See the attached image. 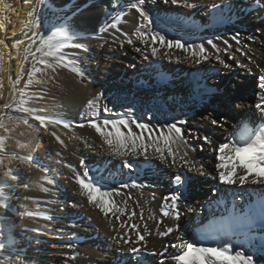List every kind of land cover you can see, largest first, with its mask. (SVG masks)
I'll list each match as a JSON object with an SVG mask.
<instances>
[{
	"label": "bare ground",
	"instance_id": "6f19581e",
	"mask_svg": "<svg viewBox=\"0 0 264 264\" xmlns=\"http://www.w3.org/2000/svg\"><path fill=\"white\" fill-rule=\"evenodd\" d=\"M132 2L135 0H47V7L42 9L45 16L59 14L70 19V29L77 34L70 43L83 47H66L63 51L84 76L67 68H57L55 72L47 69L32 77L43 83L25 88L33 66L43 67L29 55L32 65L24 83L17 84L29 43L27 14L37 0H0V5L8 6L0 14L5 20L0 37H5L9 45L6 70H0V105L23 99L26 107L34 108L35 115L44 116L47 122L44 128L33 114L0 108V138L5 145L0 152V199L8 205L0 208V243L6 245L0 249V264H134L135 258L129 259L131 254L127 252L133 245L117 242L126 233L135 240V232L127 226L122 228V223L140 225L142 234L147 224L150 235L146 237L144 264H160L161 260L175 264L171 256L180 252L181 241L177 237L182 233L186 239L199 238L212 246L219 242L214 234L229 228L236 230L233 242L243 243L254 259L259 258L264 264L260 247L264 229L255 227L249 233L239 222L241 216L249 213H254L259 222L264 185L222 184L215 151L229 133L264 124V113L255 108L261 91L260 76L264 75V0H179L176 5L148 0L145 10L153 19L155 30L168 39L204 43L213 54L210 61L200 65L191 57L186 60L188 54L175 48L168 50L171 61L163 59L166 49L152 57L150 49L135 34L138 28L145 29L141 28L139 14L128 6ZM212 5L218 7L213 9ZM77 9L78 14H74ZM114 21L117 28L109 27ZM237 33L239 44L232 40ZM217 36L222 39L216 40ZM208 39L220 47L224 65L214 59L215 51L207 45ZM225 39L231 45L229 53L224 52ZM17 40L23 43L13 47ZM30 52H36V48H30ZM231 54H235L240 65L228 59ZM36 55L39 57L40 53ZM144 55L149 59H143ZM193 70L198 73L196 78ZM160 79L169 84L159 83ZM13 90L14 95L10 94ZM89 100L94 101L92 108ZM105 106L113 112H104ZM128 109L132 110L131 115L153 126L187 120L181 126L186 145L180 155L187 151L189 164L195 169L188 173V191L186 199L179 201L178 221L163 217L160 209L165 197L175 190L171 182L174 175L186 168L179 163L169 167L152 150L147 161L144 157L113 156L87 123L94 113L101 120L119 119L127 115ZM131 115L127 118L131 119ZM212 119L220 123L213 125ZM58 120L62 122L57 123ZM64 123L69 127H64ZM188 129L208 136L211 143L190 135ZM133 130L139 131L135 126ZM29 156L31 163L18 158ZM81 159L94 175L103 177L101 182L106 188L129 185L114 200L121 208L127 201L126 211H135L131 219L121 213L106 216L87 202L73 179L82 172ZM124 159L132 161L134 167H122ZM201 167L203 174L199 172ZM5 172L9 175L5 176ZM132 181L141 187H131ZM189 207L192 211H188ZM116 215L120 220L115 219ZM158 220L162 221L159 225ZM177 225L179 231L166 237L158 235V231ZM172 244L177 247L172 248ZM153 251L157 255H149Z\"/></svg>",
	"mask_w": 264,
	"mask_h": 264
},
{
	"label": "snow or ice",
	"instance_id": "6c2138e0",
	"mask_svg": "<svg viewBox=\"0 0 264 264\" xmlns=\"http://www.w3.org/2000/svg\"><path fill=\"white\" fill-rule=\"evenodd\" d=\"M148 0H135L128 6L139 14L141 21L140 28L136 31L137 39L141 43L145 44L147 49H150L152 57H158L161 49H166L163 53V59L171 61L173 57L168 50L173 48L180 49L188 55L185 56L187 60L192 58L195 64L200 65L203 62H208L213 58V54L208 52L204 43L200 44H187L180 39H168L160 31L154 29V21L145 10V5ZM187 3V0H184ZM163 3L176 5L179 0H163ZM259 3V0H257ZM189 7H195V5L188 4ZM6 5H0V14L4 13ZM47 7V0H37V3L33 5L32 10L28 12L30 18L25 27L32 28V35L27 36V39L31 41L33 45L38 43L36 52H30L29 47L25 48V52L32 56L34 61H37L43 67L33 66L32 71L29 72V79L25 83V88L33 83L40 84L43 81L33 80V76L36 73H44L47 69H51L53 72L57 68H67L71 72L83 77L84 72L81 68L73 66L71 59H68L64 53L66 47L82 48L83 46L78 43H70L76 39V33L70 29V19L67 16L54 14L53 16H45L42 9ZM67 8V5L63 6ZM213 9L217 8V5L211 6ZM11 11H17L16 8H12ZM79 9L76 10L78 14ZM119 19V18H117ZM111 28H117V23L114 21ZM5 29V20L3 16H0V31ZM43 29V31H41ZM259 31V30H258ZM16 34L13 33V36ZM222 38L217 36L216 40ZM232 40L240 43L239 33L232 37ZM69 42V43H66ZM22 40H17L13 47H18L22 44ZM131 44L132 40H128ZM207 45L215 51L214 59L224 65L225 59L221 57V49L213 41V39L207 40ZM223 43L227 45L224 49L225 53H229L231 45L227 39L223 40ZM9 45L5 43V37H0V70L4 69L5 55ZM137 52H142L140 48H136ZM241 55L244 53L241 49H237ZM36 53H40L37 57ZM9 59L11 57L9 56ZM27 59V56H25ZM143 59L148 60L147 55L143 56ZM179 58H177L178 60ZM228 59L235 60L237 65H240V61L236 59L235 54L228 55ZM227 66V65H225ZM242 66V65H241ZM264 72V69L261 70ZM11 81V77H9ZM0 88H3V84L0 83ZM260 92L258 93V102L255 104V108L261 113H264V75L260 76L259 83ZM14 95V90L12 93ZM23 96V90H21ZM98 99V98H97ZM26 101L20 100L19 102L11 101L3 103L0 108L3 110L18 111L21 113L33 114V118L40 122V125L47 128V122L44 116L35 115V109L25 106ZM89 108L94 106V101H88ZM104 112H113L112 108L104 107ZM132 110H127V115H131ZM127 115L119 119H99L94 113L91 118L88 119V125L95 130L96 133L103 139L104 143L109 147L113 156L128 157L131 156L134 159L144 157L145 161L149 158V151L152 150L153 155L158 156L159 160L169 167H176L179 165L186 168V171L177 172L173 179L172 184L174 191L169 193L164 199V204L161 206V214L163 217H169L173 220H180L181 215L179 212V201L182 198L183 190L185 189L189 176L195 169V165H190L187 159L188 153L185 151L183 155H180V150L186 145L185 132L181 127L187 123L186 119L175 120L171 123H165L164 125L153 126L149 122H144L142 119L131 115V119L127 118ZM224 118L222 117L221 120ZM62 121H57L61 123ZM27 124V119L24 120ZM211 123L217 125L220 123L217 119H212ZM135 129L139 131H134ZM64 127H69L67 123H64ZM83 127V125H81ZM7 130V129H6ZM158 132V134H157ZM190 135H194L197 139H202L205 143H211L208 136H201L195 133L194 130L188 129ZM147 134V135H146ZM52 135L58 142L63 144L61 138L53 132ZM18 147H25L24 145H18ZM203 147V146H201ZM5 148L3 138H0V152ZM217 161L216 169L219 176V181L224 185H240L246 186L248 184L264 185V124H261L257 128H251L244 126L240 131L229 133L225 138V142L220 143L216 148ZM21 160L31 163L32 157H18ZM169 160L171 163H169ZM0 163H3L0 160ZM80 166L82 172H78L73 177L74 183L79 186L80 193L87 198L89 204L94 205L104 215L115 213H121L122 215H128L131 219L135 215V211L128 213L126 211L127 201H125V208H121L115 202V196L122 195V189L129 187L128 184H122L119 188H106L104 183L101 182L103 177H97L93 174V170L90 169L86 162L81 159ZM122 167L131 169L134 167L132 161L124 159ZM200 174H203V168L199 169ZM5 176L9 175V172L4 173ZM51 182V181H49ZM27 187V185H25ZM131 187H141L136 181H132ZM47 191V189H44ZM215 191V190H214ZM129 199L131 196L129 195ZM264 200V197H262ZM170 202V203H169ZM75 206V205H73ZM8 205L0 199V208H6ZM188 211H192L189 207ZM32 215V213H28ZM116 220H120V216H115ZM141 219H143V212H141ZM240 224L243 225L245 230L251 233L252 229L259 227L264 229V203H262L259 222L257 223V217L254 213L243 215L239 218ZM162 221H157V224H161ZM130 227L135 232V240L125 234L124 237L118 239V243L133 246L127 249V252L131 254L129 259L135 258L134 264H144L145 253L147 252L146 237L150 235L147 224L143 226V234L141 233L140 225L132 223L130 225L121 224V227ZM174 231H179V226L167 227L164 231H158V235L166 237ZM235 229L229 228L221 230L219 233L214 234V238L219 239V242L208 246L202 239L193 238L186 239L185 233H182L177 237L180 240L179 245L180 252L177 255L171 256V259L175 261V264H260L259 258L254 259L253 254H250V250L244 246L243 243H234L232 235L235 234ZM143 242V246L141 245ZM6 245L0 243V249H4ZM71 247V245H69ZM172 248H176V244L171 245ZM262 251H264V238H262L261 245ZM168 246H165L164 251L167 252ZM149 255H157L155 251L149 253ZM162 255V254H161ZM160 264H164V260H161Z\"/></svg>",
	"mask_w": 264,
	"mask_h": 264
},
{
	"label": "rangeland",
	"instance_id": "374dc122",
	"mask_svg": "<svg viewBox=\"0 0 264 264\" xmlns=\"http://www.w3.org/2000/svg\"><path fill=\"white\" fill-rule=\"evenodd\" d=\"M43 29H41V31H42ZM32 35V28L31 27H29V29L27 30V32H26V36H31ZM38 41H37V44H35V45H33L32 43H31V41L29 40V43L26 45V47H29V50H30V48H36L37 46H38ZM26 56H27V59H25V61H24V63H23V65H22V68H21V73H20V75L16 78V81H17V84L18 85H21V84H23L24 82L23 81H25V78H26V76H27V73H28V71H29V69H30V67H31V65H32V62H31V60H30V58H29V54L28 53H26ZM165 78V77H164ZM160 82H165V80L163 81V79H160L159 80V83ZM165 83H168L169 84V82H167V80H166V82ZM256 84H258V83H256ZM138 85V84H137ZM134 86H136V85H134Z\"/></svg>",
	"mask_w": 264,
	"mask_h": 264
}]
</instances>
